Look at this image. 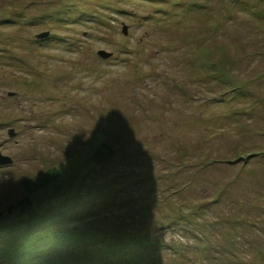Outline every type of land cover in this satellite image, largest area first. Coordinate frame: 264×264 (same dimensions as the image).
<instances>
[{
	"label": "rangeland",
	"instance_id": "obj_1",
	"mask_svg": "<svg viewBox=\"0 0 264 264\" xmlns=\"http://www.w3.org/2000/svg\"><path fill=\"white\" fill-rule=\"evenodd\" d=\"M0 153V264H264V0H0Z\"/></svg>",
	"mask_w": 264,
	"mask_h": 264
},
{
	"label": "trees",
	"instance_id": "obj_2",
	"mask_svg": "<svg viewBox=\"0 0 264 264\" xmlns=\"http://www.w3.org/2000/svg\"><path fill=\"white\" fill-rule=\"evenodd\" d=\"M105 150V152H109L110 150L107 148V146H103V151ZM104 152H100L98 153V155L96 154V156H101L104 155ZM60 177H62V174L60 171L58 170H52L49 173L46 174L45 176V180H42L40 183H35L33 181H27L25 182V190L28 193L27 197L25 198L26 203L29 202L28 200V196H30L29 194H34L36 192H38L40 189H46L47 187L53 185L54 181L58 180ZM49 178H53L52 180L47 181ZM30 203V202H29ZM79 239V237H76V240ZM146 264L144 262H140V264Z\"/></svg>",
	"mask_w": 264,
	"mask_h": 264
},
{
	"label": "water",
	"instance_id": "obj_3",
	"mask_svg": "<svg viewBox=\"0 0 264 264\" xmlns=\"http://www.w3.org/2000/svg\"><path fill=\"white\" fill-rule=\"evenodd\" d=\"M123 33L126 35L127 34V28L124 26L123 27ZM48 36V33L41 34L37 36L38 39H43ZM98 56L101 57L102 59H109L112 57L111 53L105 52V51H99ZM16 136V133L14 130L9 131V137L13 138ZM13 164V160L9 157L3 156L2 153H0V166H10Z\"/></svg>",
	"mask_w": 264,
	"mask_h": 264
}]
</instances>
